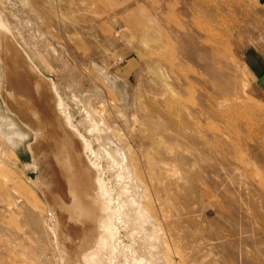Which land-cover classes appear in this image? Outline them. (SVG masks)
Wrapping results in <instances>:
<instances>
[{"label": "rangeland", "instance_id": "374dc122", "mask_svg": "<svg viewBox=\"0 0 264 264\" xmlns=\"http://www.w3.org/2000/svg\"><path fill=\"white\" fill-rule=\"evenodd\" d=\"M0 20L92 143L119 264H264V0H0ZM4 43L0 264H66Z\"/></svg>", "mask_w": 264, "mask_h": 264}, {"label": "bare ground", "instance_id": "6f19581e", "mask_svg": "<svg viewBox=\"0 0 264 264\" xmlns=\"http://www.w3.org/2000/svg\"><path fill=\"white\" fill-rule=\"evenodd\" d=\"M0 34L5 42L1 58L7 78V86L1 89V94L5 93L11 111L35 136V142L30 146L32 167L43 169L45 179L41 187L57 217L55 233L58 247L64 253V262L119 264L120 233L109 192L103 181L96 177L97 167L88 157L94 154L92 143L74 126L58 88L42 76L31 56L18 46L1 20ZM95 68L101 71L100 66L95 65ZM105 84L114 88L110 78H106ZM90 188L97 194L92 196ZM76 236L78 244L75 243ZM108 252L114 253L113 260L101 258L102 253ZM134 262L149 264L136 258Z\"/></svg>", "mask_w": 264, "mask_h": 264}, {"label": "water", "instance_id": "95a60500", "mask_svg": "<svg viewBox=\"0 0 264 264\" xmlns=\"http://www.w3.org/2000/svg\"><path fill=\"white\" fill-rule=\"evenodd\" d=\"M29 153H30V151H29ZM30 155H31V159H32V162H33V157H32V154L30 153ZM32 162L30 163V164H32ZM32 171H34V172H37L38 174H39V177H41L42 176V173H41V171H39V170H36V169H32ZM38 177V178H39Z\"/></svg>", "mask_w": 264, "mask_h": 264}]
</instances>
